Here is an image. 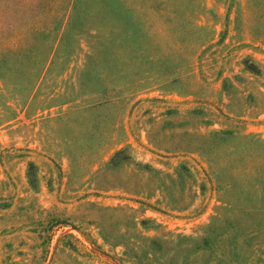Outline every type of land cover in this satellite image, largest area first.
I'll use <instances>...</instances> for the list:
<instances>
[{
    "label": "rangeland",
    "instance_id": "374dc122",
    "mask_svg": "<svg viewBox=\"0 0 264 264\" xmlns=\"http://www.w3.org/2000/svg\"><path fill=\"white\" fill-rule=\"evenodd\" d=\"M0 264H264V0H0Z\"/></svg>",
    "mask_w": 264,
    "mask_h": 264
},
{
    "label": "trees",
    "instance_id": "16d2710c",
    "mask_svg": "<svg viewBox=\"0 0 264 264\" xmlns=\"http://www.w3.org/2000/svg\"><path fill=\"white\" fill-rule=\"evenodd\" d=\"M32 162H28V168L26 170V175L28 182L30 183L31 186H35V181L32 179L33 178V172L31 170Z\"/></svg>",
    "mask_w": 264,
    "mask_h": 264
}]
</instances>
